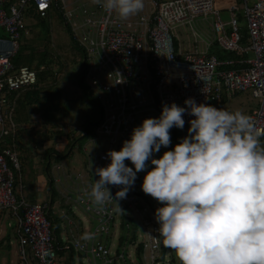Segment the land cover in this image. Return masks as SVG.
Masks as SVG:
<instances>
[{
	"label": "built area",
	"instance_id": "2783aa9c",
	"mask_svg": "<svg viewBox=\"0 0 264 264\" xmlns=\"http://www.w3.org/2000/svg\"><path fill=\"white\" fill-rule=\"evenodd\" d=\"M237 1L146 0L142 11L121 20L106 13L93 0H0V139L8 132L12 135L15 129L10 118L9 128L4 127V93L24 89L36 81L33 69L16 68L10 63L18 50L23 11L28 4L40 17L50 9L59 14L72 41L84 53L83 83L101 105L102 120L95 137L88 139L85 166L73 173L55 165L56 175L51 178L60 185L63 204L87 214L92 223L84 238L70 231L63 238L80 255L79 262L84 259L87 264L168 263V259L160 258L161 247L154 239L159 238L155 211L162 205L152 206L141 187L146 172L151 170L150 161L148 169L137 173L127 197L118 201L122 212L115 201L106 202L103 207L94 205L88 194L93 181L99 179L95 170L110 163L107 153L119 151L123 142L131 138L133 128L144 119L158 118L164 104L186 107L184 101L190 97L197 104H209L223 96L249 91L258 100L249 115L257 127L264 128V0H253L249 5L246 0H239L246 26L245 46L240 45ZM221 12L228 14L226 23L219 17ZM204 26L211 33L210 38L205 36L206 41L202 39L205 31L197 28ZM183 28L190 35L179 39L177 32H183ZM188 43L191 46L195 43L198 50L189 51V45L184 47ZM213 43L224 52L249 56L219 61L207 53ZM183 118L185 126H189L194 117L185 114ZM125 163L134 169L130 161ZM18 169L16 155L1 149L0 212L7 211L15 219L18 264H29L26 248L34 264H55V237L46 217V205L26 204L20 196L19 184L14 193ZM67 181H71V186L65 189L62 182ZM108 187L115 199L119 187ZM121 216L127 218L126 232L118 245ZM70 225L68 221L67 226ZM133 227L135 232L131 235ZM114 232H118L115 245L111 241ZM138 232L145 233L143 239L137 236Z\"/></svg>",
	"mask_w": 264,
	"mask_h": 264
},
{
	"label": "clouds",
	"instance_id": "9594fccd",
	"mask_svg": "<svg viewBox=\"0 0 264 264\" xmlns=\"http://www.w3.org/2000/svg\"><path fill=\"white\" fill-rule=\"evenodd\" d=\"M93 3L121 20L144 8V0ZM184 104H164L158 118L144 119L119 151L107 153L110 163L95 170L91 201L99 207L115 201L122 212L118 201L150 161L141 187L162 205L155 211L157 246L174 250L181 264H264V128L241 110L191 97ZM185 114L194 117L188 134L153 158L171 144L172 128H184ZM109 185L120 189L115 199ZM160 256L164 260L163 250Z\"/></svg>",
	"mask_w": 264,
	"mask_h": 264
},
{
	"label": "trees",
	"instance_id": "16d2710c",
	"mask_svg": "<svg viewBox=\"0 0 264 264\" xmlns=\"http://www.w3.org/2000/svg\"><path fill=\"white\" fill-rule=\"evenodd\" d=\"M22 18L29 22L33 19L34 25L33 28H29L23 22L19 31L20 40L23 38V42L19 44L16 54L10 59V63L16 68L25 66L33 69L36 73V81L24 89L4 93L6 100L3 109L4 127L9 128L8 118H10L15 129L12 135L8 132L3 139H0V150L8 149L16 155L19 169L14 175V193H16V187L19 184L21 186L20 196L23 201L26 204H33L36 202V176L33 168L35 153L33 148L37 145L50 143L43 155L45 169L48 171L51 158L58 163L67 148H72L76 142L83 139L88 140L95 137V130L102 120V109L98 100L83 83L86 72L84 53L72 41L59 14L50 9L45 16L40 17L33 6L28 4L23 11ZM61 28L67 33L70 44L58 38V34V36L56 35L57 30L59 33L61 32ZM30 35H35L40 40L41 46L39 48L32 46L27 38ZM213 44H211L212 48L209 53L219 61L245 57L244 54L235 55L234 52L226 53L218 50ZM72 78L76 81L74 82ZM70 89H72L71 92ZM226 100V97H221L217 101L218 105H223ZM34 113L37 114L36 119L32 118ZM72 122H75L76 127L70 130L73 126L71 125ZM174 129L171 138L177 144L181 139L175 135ZM68 139L66 148L61 153L54 150V145ZM172 146L170 145L168 148L171 149ZM70 151L71 149L66 155L70 154ZM83 166H85L84 163ZM51 182L49 178L47 186L51 194L50 204L54 201L55 192ZM61 202L63 204V200ZM43 204L46 205V217L50 222L52 235L55 237L54 251L56 257L65 255L67 260L64 264H73L74 255H77L78 260L80 255L72 250L68 239L64 240L60 237L61 228L57 219H54V215L50 214L49 204ZM4 212L1 211L0 214ZM120 219L121 236L118 238V245L123 242L122 233L126 232L124 225L127 221V218L123 216ZM128 222L132 225L131 221ZM134 232L133 227L131 235H134ZM162 250L161 248V252ZM26 259L29 264H34L27 248ZM18 263L19 260H17ZM138 264L141 263L138 262Z\"/></svg>",
	"mask_w": 264,
	"mask_h": 264
},
{
	"label": "rangeland",
	"instance_id": "374dc122",
	"mask_svg": "<svg viewBox=\"0 0 264 264\" xmlns=\"http://www.w3.org/2000/svg\"><path fill=\"white\" fill-rule=\"evenodd\" d=\"M246 1H247L248 5L251 3V0H246ZM239 4H241L240 1H239ZM238 13L240 15L242 13V6L241 5H239ZM219 17L224 22V21H226L228 16H227L226 12H221L219 14ZM23 22H24L25 26H28L29 28H33V25H34L33 19H31V22L26 21V20H23ZM240 25H242V23ZM197 28H198V30H201V31L204 30L206 32L208 38L211 37V33L206 26L197 27ZM61 29H60V31H61L60 33L57 30L56 35L58 34L59 35V36L57 35L58 38L64 40V42L67 41V43L70 44V40L67 37V33H65L63 28H61ZM177 35H178L179 39L182 36H184V39H185L187 37V35H190V33H189V30L187 28H183V32H177ZM27 38L32 43V46H34L35 48H39L41 46L40 40L37 39V36L30 35V37L28 36ZM22 42H23V38L21 40H19V44H22ZM20 50H22V49L20 48ZM72 79L74 82L76 81L74 78H72ZM67 85H69V84H67ZM71 91H72V89H70V92ZM209 104L214 106V107L225 109L228 111L241 110L242 112L248 114L250 109H253L257 106L258 100L255 99L249 91H247L244 93H239V94L229 96L223 105H220V104L218 105V102H213V103H209ZM71 125H73V126H71L70 130L73 129L74 127H76L75 122H72ZM77 126L79 127L78 122H77ZM189 126L184 127L182 130L175 128L174 129L175 135L179 136V138L182 139L183 137H185L188 134ZM170 131H173V128ZM68 141H69V139L61 141V143H59V144H57V146H55V150L57 152L61 153L66 148L65 146L67 145ZM262 141H264V138L262 139ZM170 145L171 146L173 145L172 147H174L176 145L172 139H171ZM88 147H90V141L83 139L81 141L76 142L75 145L72 146V148L71 147L67 148L63 157L59 159L58 164H57V162H55L54 159L51 158L50 162L48 164V177L51 179L56 175L55 172L53 171V167L55 165H59L65 171L68 170L69 172H73V173L79 171L81 168L82 161L87 158V151L86 150ZM172 147H171V149H172ZM70 149H71L70 154L66 155L68 150H70ZM161 149H160L161 150L160 152H161V154H163V152L166 151V149H164L163 146L161 147ZM171 149H169V150H171ZM43 163H44V159H43ZM66 183L62 182V186L65 189H67L68 186H71V181H67ZM59 188H60V185H59ZM57 198H58V202L62 203V202H60L61 201L60 197L57 196ZM149 200H150V203L152 206L159 205V202L156 201L151 196H149ZM41 201H39V203H41ZM60 205L61 206L57 205V207L58 208L60 207L62 209V215H60L61 217L58 215V222L63 223V226L59 223L60 224L59 227L61 228V232L63 231L62 235H61L62 239H63V233H64L65 227L67 228L68 231H70L71 234H74V235L75 234H82L83 237H85L87 235L89 229L92 228V223H89V216L87 214L81 212L80 210L71 209V207L69 208L68 206L63 205V204H60ZM57 211L58 210L56 209L55 212L57 213ZM68 221L71 222V225L69 227L66 224ZM15 231H16L15 219L7 211L0 214V264H16V262H17L18 251H17V236H16ZM112 231H113V229H112ZM117 234H118V232L116 234L114 232V235L112 237L111 241H112L113 245L116 244ZM137 236L140 239H143V237L145 236V233L138 232ZM159 238H160V235H159ZM100 240H101V243L103 244L104 243V237H102ZM161 247L163 249L164 260L165 259H168V260L171 259L170 264H177L176 262H179L181 264V262L176 257L174 250L164 248L162 243H161ZM110 249H111V247H110ZM63 258H64V263H66L67 259H66L65 255L60 258V261ZM58 262L59 261L57 258L55 261V264L56 263L58 264ZM73 264H87V261L82 259L81 262H79L77 255H74Z\"/></svg>",
	"mask_w": 264,
	"mask_h": 264
},
{
	"label": "crops",
	"instance_id": "0c3cea01",
	"mask_svg": "<svg viewBox=\"0 0 264 264\" xmlns=\"http://www.w3.org/2000/svg\"><path fill=\"white\" fill-rule=\"evenodd\" d=\"M253 0H251V2H252ZM144 2H146V0L144 1ZM237 4H238V9H237V24H238V33H239V36H240V45L241 46H245V45H247V34H246V26H245V23H244V21H243V19H242V17H241V15H242V13H241V15L238 13V11H239V5H241V4H239V0L237 1ZM227 16H228V14H227ZM238 19H240V20H238ZM228 21V17H227V19H226V21H222L223 23H226ZM242 23V25H240ZM198 24V23H197ZM244 34V36H242ZM207 34L204 32H202V39H203V41H206L205 40V36H206ZM242 38H243V40H242ZM188 45H189V43L188 44H184V47L186 48V46L188 47ZM194 46H191V45H189L190 46V48L189 49H191V50H189V51H197L198 50V47H197V45L194 43L193 44ZM213 45H216V44H213ZM201 47H202V45H201ZM214 47H216L218 50H222L219 46H214ZM212 47H211V45L209 46V48H208V50H207V53L208 54H210L209 53V50L211 49ZM187 51V50H186ZM223 51V50H222ZM226 53H233V52H226ZM235 53V55H240V54H244V56L245 57H243V58H240V57H237V58H235V59H226V60H233V61H236V60H238V59H244V58H246V57H248L249 56V54L248 53H238V52H234ZM211 55V54H210ZM221 99V98H220ZM32 113V112H31ZM32 118H34V119H36L37 118V114L36 113H34V114H32ZM171 133H172V131H170V136H171ZM172 139V138H171ZM173 140V139H172ZM59 143H61V142H59ZM58 143V144H59ZM50 146V143L48 144V143H44V144H42V145H37V146H35L33 149H34V153H35V157H34V160H33V162H34V166H33V168H34V173H35V176H36V198H35V200H36V202H38L39 203V201H41V203H48L49 204V210H50V214L51 215H54V219H57V221H58V215L60 216V215H62V209L59 207H57V205H59V206H61L60 204L61 203H59L58 202V198H57V196L58 197H60V199H61V201H62V198H61V194L59 193V190H61V188H59V184L58 183H56V184H54L53 182H51L52 183V186H53V189H54V195H53V202L50 204V201H51V197H50V193H49V190H48V186H47V182H49V177H48V171H46V169H45V165H44V163H43V155H44V152H45V150H46V148L47 147H49ZM55 146H57V144L56 145H54V150H55ZM164 148V147H163ZM164 149H166V151L167 150H169V149H167V148H164ZM162 150V149H161ZM160 150V151H161ZM56 151V150H55ZM158 152V153H155L154 154V157L155 158H159L162 154H161V152ZM160 155V156H159ZM153 157V158H154ZM58 164V163H57ZM82 165H83V161H82V163H81V168H80V170L79 171H81L82 170ZM60 201V202H61ZM57 204V205H56ZM58 210L57 211V213L55 212V210ZM61 217V216H60ZM60 222H58V224H59ZM62 226H63V223H60ZM60 224H59V226H60ZM67 224V223H66ZM63 232V231H62ZM62 232H60V237L62 238ZM68 234H69V231L67 230V228L65 227L64 228V233H63V238H66V236H68ZM82 235V234H81ZM82 237H83V235H82ZM84 238V237H83ZM64 256V255H63ZM63 256H61V257H63ZM60 256L58 257V264H64V258L60 261V258H61ZM18 260V259H17ZM16 264H17V262H16ZM57 264V263H56Z\"/></svg>",
	"mask_w": 264,
	"mask_h": 264
}]
</instances>
